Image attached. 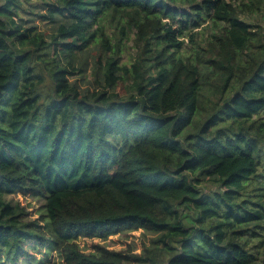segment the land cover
<instances>
[{"label":"trees","instance_id":"16d2710c","mask_svg":"<svg viewBox=\"0 0 264 264\" xmlns=\"http://www.w3.org/2000/svg\"><path fill=\"white\" fill-rule=\"evenodd\" d=\"M242 2L1 0L0 264H264V28L242 18L264 0ZM138 229L137 255L78 243Z\"/></svg>","mask_w":264,"mask_h":264},{"label":"rangeland","instance_id":"374dc122","mask_svg":"<svg viewBox=\"0 0 264 264\" xmlns=\"http://www.w3.org/2000/svg\"><path fill=\"white\" fill-rule=\"evenodd\" d=\"M38 0H32V5L30 3L25 5L26 8H32V6ZM243 1V0H242ZM239 0L241 7L243 2ZM1 3V0H0ZM244 9V8H243ZM27 16V14H26ZM242 18H246L250 20L252 23L260 24L264 28V10L262 12L258 11L257 15L250 16V15H242ZM104 32L112 37L113 40H117L119 33L124 28L126 32V37L123 38V43L121 45V52L120 55L122 56L123 60L128 61L131 58L136 57L138 53V48L134 43V35L135 30L130 28L129 24H127L126 18L115 17L114 19L110 20V16L106 17L104 20ZM205 25H209L208 22L204 23ZM211 32L210 29H206L202 33L203 40H199V43L202 48L205 47V40L209 38L208 34ZM134 34V35H133ZM192 44L185 40L184 44V52H191ZM117 90L120 92L121 95L126 94L127 90L123 86V84H119ZM5 200L11 202H19L21 205L25 206L28 210V217L31 218H38L40 216L39 211L42 209V205L44 204L43 197L35 196L32 193L23 194L22 192L8 194L4 196ZM157 236V233H148L141 229L132 230V231H125L117 234L110 235L106 239L100 238H81L78 240L79 246L81 250L85 253L94 251V245L98 244L100 246L105 247L109 250H114L118 252H123L128 255H137L143 252L144 247H150L152 245V240ZM45 249L41 248L38 253L35 254V257L39 260H49L50 262H56L57 264H62L63 259L59 254H56L54 251L49 253L48 255L44 254ZM126 264H138L136 261H131Z\"/></svg>","mask_w":264,"mask_h":264}]
</instances>
